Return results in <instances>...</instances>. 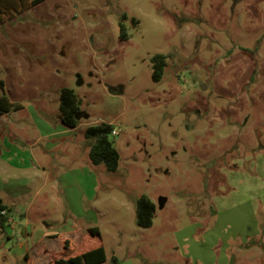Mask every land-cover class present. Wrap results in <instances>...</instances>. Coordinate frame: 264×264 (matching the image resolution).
<instances>
[{"label": "rangeland", "instance_id": "1", "mask_svg": "<svg viewBox=\"0 0 264 264\" xmlns=\"http://www.w3.org/2000/svg\"><path fill=\"white\" fill-rule=\"evenodd\" d=\"M156 53L169 56L160 81ZM1 80L29 124L17 137L54 147L50 180L91 162V124L118 128L121 158L91 166L81 218L71 189L13 179L31 191L0 224V264H51L65 237L69 253L102 244L100 264H264V0H43L0 25ZM65 87L81 107L73 132ZM144 194L150 227L137 224Z\"/></svg>", "mask_w": 264, "mask_h": 264}, {"label": "trees", "instance_id": "2", "mask_svg": "<svg viewBox=\"0 0 264 264\" xmlns=\"http://www.w3.org/2000/svg\"><path fill=\"white\" fill-rule=\"evenodd\" d=\"M43 0H0V25L8 19L13 18L17 13L37 5ZM126 18V14L123 15ZM121 36L125 39L130 37L124 23H120ZM168 55L156 53L152 57L153 78L156 81L163 79L168 64ZM23 105L11 99L5 89V84L0 81V116L18 111ZM61 118L64 125L68 128H76L80 124L81 107L76 91L73 88L65 87L60 95ZM115 126L111 122L101 121L91 124L86 129V136L92 139L89 157L94 165L105 164L110 172H115L120 164V152L111 139L112 131ZM5 211V212H4ZM156 211L155 202L148 196L142 195L137 200L136 215L137 224L141 227L153 225V217ZM12 208L4 203L0 197V224L5 227L9 223ZM93 236L100 235L98 227L91 228ZM66 252L57 254V258L51 264H100L107 259L106 249L101 244L81 253L73 252V243L69 237L64 238ZM112 264H118V258L114 256Z\"/></svg>", "mask_w": 264, "mask_h": 264}, {"label": "crops", "instance_id": "3", "mask_svg": "<svg viewBox=\"0 0 264 264\" xmlns=\"http://www.w3.org/2000/svg\"><path fill=\"white\" fill-rule=\"evenodd\" d=\"M10 112L4 115L0 116V197L3 199L4 203L10 206L13 210L16 209L17 202L21 200V198H25L26 195L31 191V188L28 187V184L21 188H16L15 186H12L11 181L18 180L20 181L23 179L28 180V178L31 176L34 181L37 182L42 178L45 180L44 184L47 186L49 185L53 190L57 189L58 191L64 190L67 193V190L72 191L73 194H75L76 203H79V207L81 210L80 214L76 212L75 206L72 209L71 201L69 202V209H71L72 214L75 217H82V214L86 216L87 213V190H88V175L87 172L91 171L93 172V163L92 162H86L87 165L81 167L76 166L75 168L68 170L67 173H60L57 174L50 180L51 177V169L50 166L52 165V160L50 159L49 153L53 150V145L51 142L44 143L45 146L43 148L38 147L39 144H41L42 139L38 138L33 143H31L32 148H28L24 144V140L22 138L17 137V132L19 130H25L29 128L28 122H23L21 119H18L17 113ZM9 115V116H8ZM7 116V117H5ZM18 119V120H15ZM62 119V118H61ZM15 120V121H14ZM20 122V125H17L16 122ZM25 123V124H24ZM41 129V128H40ZM75 128H68L64 125V130L68 132H73ZM53 132H49L47 136H50L55 141V136ZM40 136H46V135H40ZM89 143L85 145V152L89 156V149H90ZM49 152V153H48ZM18 175H20L18 177ZM28 175V177H27ZM15 176V178H12ZM93 183V190L95 188L96 191V182L94 177ZM95 183V184H94ZM17 184V183H16ZM15 185V184H14ZM40 190V189H39ZM4 194L6 198L11 199L10 203H7V201L4 199V197L1 195ZM68 197V196H67ZM71 199V197H70ZM77 205V204H75ZM83 205V206H82ZM85 209L83 210L82 209ZM22 216L23 214L20 213ZM12 216V213H11ZM73 219V218H72ZM60 234V232L54 231L53 236L56 234ZM43 234L42 239L46 238ZM57 238V237H55ZM118 264H122L118 259Z\"/></svg>", "mask_w": 264, "mask_h": 264}, {"label": "built area", "instance_id": "4", "mask_svg": "<svg viewBox=\"0 0 264 264\" xmlns=\"http://www.w3.org/2000/svg\"><path fill=\"white\" fill-rule=\"evenodd\" d=\"M118 132H119L118 128L115 127V128L113 129V131H112V134H113V135H116V134H118ZM4 212H5V211H4ZM10 222H12V218H9V223H10Z\"/></svg>", "mask_w": 264, "mask_h": 264}, {"label": "water", "instance_id": "5", "mask_svg": "<svg viewBox=\"0 0 264 264\" xmlns=\"http://www.w3.org/2000/svg\"><path fill=\"white\" fill-rule=\"evenodd\" d=\"M80 118H81V114H80Z\"/></svg>", "mask_w": 264, "mask_h": 264}]
</instances>
